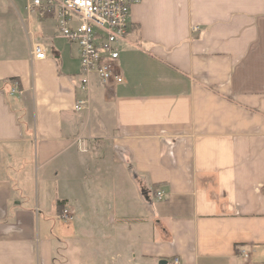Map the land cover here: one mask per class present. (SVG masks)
<instances>
[{"label":"crops","instance_id":"crops-1","mask_svg":"<svg viewBox=\"0 0 264 264\" xmlns=\"http://www.w3.org/2000/svg\"><path fill=\"white\" fill-rule=\"evenodd\" d=\"M15 15L0 24V264H264V0H142L124 82L94 75L84 112L78 46Z\"/></svg>","mask_w":264,"mask_h":264},{"label":"built area","instance_id":"built-area-1","mask_svg":"<svg viewBox=\"0 0 264 264\" xmlns=\"http://www.w3.org/2000/svg\"><path fill=\"white\" fill-rule=\"evenodd\" d=\"M142 0H28L27 11L40 21L53 19L58 37L76 44L80 50L79 91L84 94L77 99L76 112L90 107V84L95 75L104 83L124 82L119 68L121 43L126 42L130 30V15L134 6ZM48 48L34 43L31 48L33 60H45ZM22 92L15 86L11 96ZM164 192H157L162 201ZM62 218L72 219L65 210ZM173 264H180L178 258Z\"/></svg>","mask_w":264,"mask_h":264},{"label":"rangeland","instance_id":"rangeland-1","mask_svg":"<svg viewBox=\"0 0 264 264\" xmlns=\"http://www.w3.org/2000/svg\"><path fill=\"white\" fill-rule=\"evenodd\" d=\"M28 0H0V24H12L16 25V11L18 10L23 17L24 22L31 26L34 33L39 34L41 27L50 28L53 26L55 20L45 19L44 22H40L35 15H29L27 10ZM26 13L28 16H26ZM32 17V18H31ZM29 18V20H28ZM39 41V40H38Z\"/></svg>","mask_w":264,"mask_h":264},{"label":"water","instance_id":"water-1","mask_svg":"<svg viewBox=\"0 0 264 264\" xmlns=\"http://www.w3.org/2000/svg\"><path fill=\"white\" fill-rule=\"evenodd\" d=\"M160 264H167V261H161Z\"/></svg>","mask_w":264,"mask_h":264},{"label":"trees","instance_id":"trees-1","mask_svg":"<svg viewBox=\"0 0 264 264\" xmlns=\"http://www.w3.org/2000/svg\"><path fill=\"white\" fill-rule=\"evenodd\" d=\"M62 204V203H59V205Z\"/></svg>","mask_w":264,"mask_h":264}]
</instances>
